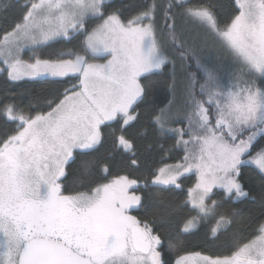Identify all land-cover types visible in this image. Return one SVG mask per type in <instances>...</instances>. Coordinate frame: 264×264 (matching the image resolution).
<instances>
[{"label":"snow or ice","instance_id":"6c2138e0","mask_svg":"<svg viewBox=\"0 0 264 264\" xmlns=\"http://www.w3.org/2000/svg\"><path fill=\"white\" fill-rule=\"evenodd\" d=\"M235 5L223 27L210 0L195 6L189 0H152L130 18L119 8L107 11L112 0H8L0 5L21 12L0 38V75L6 73L10 82L70 76L79 81L49 100L48 111L0 106L5 124L15 125L11 134L0 135V264H165L154 220L141 222L130 214L143 207V197L130 194L138 181L126 175L108 179L111 152L104 159L93 154L104 144L103 128L122 121L112 151L132 153L122 162L138 165L134 144L123 133L157 87L153 78L164 76L169 65L172 99L152 117V126L161 136L177 134L183 163L157 169L145 188L180 189L185 174L194 173L184 206L190 204L195 215L185 219L181 232L214 221L209 237L218 240L231 228L233 217L217 218L222 204L212 197H247L240 180L246 163L264 179V147L252 153L258 138H264V0H235ZM174 10L218 44L234 67L202 59L195 40L190 43L183 29L177 30ZM96 20L100 23L89 30ZM74 41L78 47L55 58L40 55L53 43ZM25 49L31 52L28 59ZM193 64L195 71H189ZM178 96L181 112L174 115ZM182 120L186 128L169 127ZM77 156L85 159L74 183L86 190L66 193V166ZM228 251L214 257L189 253L175 264H264V219L250 239Z\"/></svg>","mask_w":264,"mask_h":264},{"label":"trees","instance_id":"16d2710c","mask_svg":"<svg viewBox=\"0 0 264 264\" xmlns=\"http://www.w3.org/2000/svg\"><path fill=\"white\" fill-rule=\"evenodd\" d=\"M8 0H0V5L7 3ZM25 0H20L24 3ZM152 0H112V8L107 11H112L113 8H119L124 18H130L135 15L145 4L151 3ZM157 3H165L166 0H156ZM204 2V0H189L192 6ZM215 5V11L218 16L221 27L227 22H230L231 17L235 14V0H210ZM177 13L176 27L177 30L183 29L184 34L189 37L190 43L195 40V47L202 59H206V53L202 49V45L198 41V32L202 31L195 28L191 24H185L184 19L179 15V10H174ZM21 15L17 8L3 9L0 8V38L3 37L5 30H10L16 20ZM157 32L160 34V28L163 24V11H158ZM99 20L89 23V29ZM171 22V21H169ZM166 31V30H165ZM203 32V31H202ZM82 39V37H81ZM78 47L77 42L68 44L65 42L53 43L48 47L40 50L42 58H55L56 54L61 51H66L69 48ZM219 60L212 59V62L217 66L225 67L232 65L231 58ZM171 65L165 69V75L154 77L158 80L157 87L149 92L148 97L142 102L136 111L139 113L138 120L132 122L127 127V131L123 134L133 142L138 165L129 167L123 163L124 156L130 157L132 153H123V149L112 151V143L115 136H119L120 122L113 121L109 127L103 128L104 144L98 153L93 155L104 159L109 152L113 159L109 161L111 165V173L108 179H112L118 175H126L129 179L138 181V187L133 191L143 197V207H138L132 213L141 222L148 220L153 221V227L159 233L162 240V257L166 264H175L179 256L189 253L200 252L202 255L217 256L230 254L228 249L237 242H246L251 238L253 229L264 219V179L254 164L246 163L241 166L240 180L244 184L246 191L249 192L247 197H242L239 200H225L220 196H213L212 199L218 200L222 207L218 209L219 215H231L233 223L227 232L220 234L218 240H212L209 237L210 229L214 221L204 225L201 224L199 229L191 233H182L181 229L185 219L190 215L191 207L185 205L188 196V189L195 184V174L190 173L185 175L181 180L182 187L180 189L173 188L172 190H160L157 188H145V182L151 185L153 173L167 164L180 162L184 157L183 148L176 147V134L167 132L161 136L152 126V117L158 113L159 109L166 105L172 95L167 88V72ZM195 71V67L189 69ZM7 74L0 75V106L6 103H14L25 111H30L33 114L38 111H48L47 102L55 99L63 94L66 88H70L73 84H78V78L75 76L57 78L56 81L49 80H28L24 79L17 82H10L6 78ZM181 103L179 96L175 106L178 115L181 112ZM180 128L187 127V121L182 120ZM171 125H174L173 123ZM15 128L14 124H5L4 118L0 116V135L8 130ZM114 133V135H113ZM188 138L187 136H185ZM264 147V138H258L256 147L252 149L253 155L259 148ZM91 158V157H87ZM85 157L77 156L75 162L66 166L68 178L63 180L62 188L67 193L68 191L79 190L85 191V188L79 186V183H74V177L80 172L81 160ZM249 157H245L248 160ZM130 163V161L128 162ZM106 182V181H104ZM219 192L220 190H216ZM232 210H235L233 213ZM157 213L154 218L153 213ZM175 245V247H173Z\"/></svg>","mask_w":264,"mask_h":264},{"label":"rangeland","instance_id":"374dc122","mask_svg":"<svg viewBox=\"0 0 264 264\" xmlns=\"http://www.w3.org/2000/svg\"><path fill=\"white\" fill-rule=\"evenodd\" d=\"M158 22H159V20H158V15H157V24H158ZM98 23H100V21H98L96 24H98ZM95 25H93L92 27H94ZM91 27V28H92ZM91 28L89 29V30H91ZM198 41H199V43L202 45V49L204 50V52L206 53V59L207 58H211V59H216V58H218L219 60H222L223 61V59H227L228 60V58H227V56H225L224 54H222V52L220 51V49H219V45L218 44H216L215 42H213L212 41V39L211 38H209L207 35H206V33H204V32H202V31H199L198 32ZM207 41V43H204V41ZM31 55V52L28 50V49H25L24 50V58L25 59H28L29 58V56ZM65 58H68V57H65ZM96 62H103V60H98V61H96ZM25 79H27V78H25ZM29 80V79H28ZM176 106V105H175ZM175 106L173 107V114L174 115H178V112H177V110H176V108H175ZM174 125H169V127L170 128H180V126H181V124H178V123H173ZM169 133H172V132H169ZM173 134H175V133H173ZM176 136H177V134H176ZM178 137V136H177ZM184 139H187L186 137H184ZM181 147L183 148V146L181 145ZM178 163H183V159L180 161V162H178ZM177 163H174V164H167V165H169V166H174V165H176ZM165 166V165H164ZM163 166V167H164ZM187 174H190V173H187ZM187 174H185V175H187ZM216 190H219V189H215L214 191H216ZM136 194V195H139L137 192H135V191H133V189L132 190H130V194ZM211 201H209V203H210ZM189 206L191 207V205L189 204ZM130 214L131 215H133V213H132V211L130 212ZM195 215V214H194Z\"/></svg>","mask_w":264,"mask_h":264},{"label":"flooded vegetation","instance_id":"af4514ba","mask_svg":"<svg viewBox=\"0 0 264 264\" xmlns=\"http://www.w3.org/2000/svg\"><path fill=\"white\" fill-rule=\"evenodd\" d=\"M166 264V263H165Z\"/></svg>","mask_w":264,"mask_h":264}]
</instances>
